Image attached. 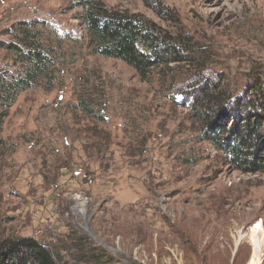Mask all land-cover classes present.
Segmentation results:
<instances>
[{
    "label": "rangeland",
    "instance_id": "1",
    "mask_svg": "<svg viewBox=\"0 0 264 264\" xmlns=\"http://www.w3.org/2000/svg\"><path fill=\"white\" fill-rule=\"evenodd\" d=\"M101 1L178 30L142 0ZM161 1L212 74L240 88L257 71L264 89V0ZM72 2L0 0V40L18 21L43 22L58 56L52 84L19 93L0 129V234L50 242L70 263L81 253L73 229L103 264H248L260 222L264 264V173L234 168L199 139L192 111L170 98L174 78L142 79L90 52ZM11 57L0 48V67Z\"/></svg>",
    "mask_w": 264,
    "mask_h": 264
},
{
    "label": "trees",
    "instance_id": "2",
    "mask_svg": "<svg viewBox=\"0 0 264 264\" xmlns=\"http://www.w3.org/2000/svg\"><path fill=\"white\" fill-rule=\"evenodd\" d=\"M142 1L159 17L172 21L177 32L162 29L140 15L111 9L101 0H73L70 8L90 52L126 63L142 79L156 74L157 80L170 82L175 89L170 96L173 104L192 111L201 130L200 140L221 151L234 168L264 173V89L257 85L261 73L249 72L252 79L240 88L234 79L212 74L209 58L198 56L197 44L182 28L176 12L161 0ZM44 25L18 21L13 31L6 30L11 40H0V48L12 55L11 62L0 67V129L19 93L43 79L51 83L55 77L58 56L42 39L40 26ZM185 67L187 74L176 79L174 72ZM169 76L174 79L167 82ZM66 237L81 252L74 263L62 254L66 249H57L50 242L0 234V264H103L99 257L103 253L98 254L93 247L82 251L88 244L85 236L71 229Z\"/></svg>",
    "mask_w": 264,
    "mask_h": 264
},
{
    "label": "bare ground",
    "instance_id": "3",
    "mask_svg": "<svg viewBox=\"0 0 264 264\" xmlns=\"http://www.w3.org/2000/svg\"><path fill=\"white\" fill-rule=\"evenodd\" d=\"M261 231L262 227L260 222L255 225L252 230L250 241L253 245V256L248 264H259L260 263V246H261Z\"/></svg>",
    "mask_w": 264,
    "mask_h": 264
}]
</instances>
